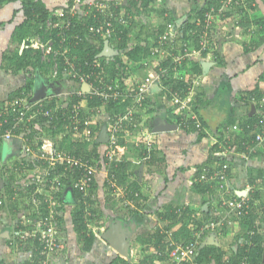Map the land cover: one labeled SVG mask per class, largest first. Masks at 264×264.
<instances>
[{"label":"crops","instance_id":"1","mask_svg":"<svg viewBox=\"0 0 264 264\" xmlns=\"http://www.w3.org/2000/svg\"><path fill=\"white\" fill-rule=\"evenodd\" d=\"M44 1L52 5L57 3V1L61 2L63 0ZM105 1L123 3L127 0ZM192 4L188 0H157V6L167 8L170 13L166 11L164 15H160L158 11H153L154 13L147 18L148 21H142L145 25L144 28L149 29L148 33H150L152 28L160 25L163 22V18L168 17L169 14H172L175 17L174 21L181 25L187 19L186 13L191 10ZM240 7L244 8V11H242L243 15L237 13V10H239V6H237L236 10L231 11L225 17L217 18L212 24L214 52L202 50L192 60L200 61L202 68V73L198 75L203 97L200 95L201 99L193 98L192 102L196 107V112L193 111L194 116H200L197 119L202 120L201 122L204 124V136L199 138L195 130L187 129L190 123L188 124L182 118V114L175 110L174 106H172V101L162 91L161 87L156 88L155 84H153L148 93L149 103L142 108L136 122L137 126L130 129L128 124H124L118 134V140L122 138L124 145H120L117 151L122 148V152H115V154L112 152V157L113 154L120 153L119 156L114 157V162H119L120 160L129 162L127 171L129 173L128 182L136 180L138 184V190H136L139 196L138 201L135 202L133 199H129L131 193L127 192L126 185L117 186L112 199L107 200L105 187L102 185L106 171L99 168L95 174L98 180L97 201L95 203L100 209L98 211L100 218L97 219L98 224L94 229L97 232V237L92 246L81 247L78 244L77 235L72 229L71 221L68 220V213L72 206V195L68 190L70 186L66 187V184H63L61 190H59V192L63 193L61 196L63 207L61 210L58 209L61 204L56 199L53 209L56 212L57 221H60V219L58 220L59 216L65 218L64 222L57 225L56 230L57 238L60 240L62 247L58 252L51 254L48 264H125L121 261H115L117 256L122 257L128 264H138L143 255H149L154 252V242L150 235L158 228L164 229L167 221L163 220L158 214L167 207L191 205L201 208L196 211H205L204 213L209 215L218 217L225 215L223 213L225 208L217 206L220 200L210 201L209 195L195 191L192 184L195 179L196 167L208 159L210 147L216 142L217 130L221 131L224 126L238 123L252 113H257L256 115L264 121V103L252 102L247 105V102L241 98V94L253 90L256 85L264 96V80H259L261 74H264V36L263 38H254L251 35V29L257 26L251 25L247 27V24L244 23L245 27L241 20V17L245 15L250 20L263 16L264 0H255V3L252 0H246ZM23 19L20 1H3L0 3V102L6 101L13 92L23 86L27 82L29 75L23 71L14 72L4 56V54H7V52L11 53L17 47L16 42L14 44L11 39V34L15 26ZM134 19L135 21L140 20L137 16ZM255 39L257 40L255 41ZM151 44L149 43V46ZM109 45L114 49L110 43ZM18 46L21 50L23 42ZM245 47L251 48L245 50ZM206 62H210V66L204 71L203 65ZM188 67H190V62L187 61L184 68L188 69ZM145 73L143 69L133 70L132 74L128 75L127 84L120 83L118 79L110 82L107 74H105V81L115 90H124L129 84H135V81L143 77ZM181 74L183 75V72ZM34 76L32 94L35 89L38 88L37 90H40L42 85H47L48 88L51 85L47 90L48 94L53 92L64 94L63 92H66L67 89L71 91L79 85L82 87V84L78 85L71 80L72 83H64L65 90L63 83H61L58 90H55L53 83L57 80L51 75H49V84L40 78L38 74L35 73ZM60 100L65 102L67 95L60 96ZM109 101L115 100L110 99ZM47 102L51 103L52 101L48 100ZM103 102L106 103V101ZM117 102H121V98H118ZM83 105L86 112L93 110V108L87 107L86 96L84 97ZM97 113L93 117V121L97 122L99 126L95 138L97 139L101 130L105 128L108 134V141L102 144L99 150L106 154L111 134V124L107 120V113H102L100 110ZM159 121H167L175 124L176 127L166 131L155 132L153 129ZM46 139L48 137L43 138L42 143ZM71 139L76 140L74 137ZM24 141L22 138H17V140L12 142L11 148H8L4 141L0 143V162L6 161L8 170L10 169V171H14V173L21 176L20 183L14 185L16 190H24L27 184L26 181L31 183L29 178L26 179L25 176H31L34 172L38 175L40 174V168L43 167V164L37 159V150L32 147V151H30L32 153H25L23 146L28 145ZM2 152H4V155H2ZM231 152L234 157L230 164L229 172L220 184L219 190L220 188H228L236 194L246 195L248 198H250L249 195L254 189H258L260 194L264 193V145L257 146L254 151H250L252 152L251 154L247 153L248 155L244 151L236 152L234 149ZM5 154H7V157L3 160ZM216 155L218 156L219 153L214 152L215 157ZM10 171H6L4 176L8 175ZM251 179H254V181H251ZM4 181L6 182L4 177L0 179V187L3 186ZM34 186L40 192V184L34 182ZM221 193L226 196L225 191L218 194L221 196ZM69 195L70 198H68ZM15 198L13 195L11 199L14 200ZM33 202L35 201L33 200ZM19 208L12 212L6 208L0 209L2 218L0 220L1 264H18L20 261L18 258L22 257L20 251L17 252L16 257L15 252L9 248L11 228L5 229L6 224L11 226L12 222L23 220L27 225L26 221L36 218L35 212L33 214L25 213L23 209L19 210ZM263 210L264 207L263 209L262 207L259 208L258 212L261 221L257 220L256 222V233L261 236L263 247L261 264H264ZM37 214H39V211ZM30 215L33 217H30ZM201 216H203L202 212ZM225 219L222 232L218 235L214 234L215 244H213L219 247L223 253L222 264L230 263L232 253L238 248L241 239L239 236L237 237V233L241 231L238 224L239 220L235 217H226ZM6 232L8 233V238L4 237ZM110 233H114L123 244L125 254L119 252L105 238V235ZM12 252H14V259H11L13 256ZM210 264H215V262L212 261Z\"/></svg>","mask_w":264,"mask_h":264},{"label":"trees","instance_id":"2","mask_svg":"<svg viewBox=\"0 0 264 264\" xmlns=\"http://www.w3.org/2000/svg\"><path fill=\"white\" fill-rule=\"evenodd\" d=\"M14 2L17 0H0L1 2ZM21 4V10L23 12L24 19L15 26L12 34L11 39L13 42H16L17 47L11 51V53L7 52V54H4L5 60L9 62V65L11 69L14 72L23 71L24 73H28L27 82L21 86L19 89L16 90V92H13L7 100H11L13 97L19 95L22 91L28 93L29 95L32 94V88L35 80V73L39 75L40 78H42L47 83H50V76L51 71V62L46 61L43 59L42 53L39 49L32 48L30 46H25L21 50L18 45H20L22 42L25 43V45L29 44V37H32L36 34H41L43 36V40H46L48 38L54 39L55 45L59 47V40L60 37L57 36V30H54L51 34L48 32H44L45 29V21L47 20L48 16L53 13V11L60 9V3L66 0H63L61 2L57 1V3H53L52 5H49L44 0H18ZM192 2L191 10L186 13L187 19L183 22V24L179 25V30L183 33V37L187 38L186 31L187 29L193 28L195 26L194 20L196 17H202L205 11L208 10V8L214 4L217 5L219 0H188ZM255 3V0H252ZM59 4V5H58ZM123 7L129 10L132 14V19L129 20V23L125 27H118V31L120 30V33L116 34V36L112 38H108L109 43L114 47V49L117 51V54L103 58L100 57L104 64V73L107 74L108 80L112 82V80L118 79L120 83H126L130 74H132V71H148L149 68H145L143 65V60L147 59L149 57V43L151 44L152 40L157 41L158 36L163 33L165 29V23L167 21H174L175 17L172 16V14H169L168 17L163 18V22L158 25L157 27H153L151 32L148 33L149 29L144 28V24L141 20L134 19L135 16L139 17L137 14L145 11H158L160 15H164V12L169 11L167 8L163 6H157V0H127L125 4H123ZM237 13H240L243 15L244 8L240 7L238 8ZM236 10V9H235ZM170 13V11H169ZM231 13V10L226 12V15H229ZM225 15V16H226ZM240 15V16H241ZM241 20L248 26H257L256 28H252V36L255 38H263L264 36V15L250 20L247 15L242 16ZM241 21V22H242ZM175 22V21H174ZM175 24L178 25V23L175 22ZM245 26V25H244ZM246 27V26H245ZM85 29L83 28L82 24L77 23L76 27L70 30L67 34L69 37L68 42V53L67 55L77 56V60L79 63L84 67V62L92 61L94 58L98 57V54L101 52L104 44V40L100 37L92 36L90 34H87L84 32ZM76 34L82 35V38L78 43L76 44V39L74 36ZM255 39V41L257 40ZM256 44V42H255ZM251 48V47H249ZM248 47H245V50H249ZM216 53V52H215ZM160 66L166 68L168 72V77L162 78L158 86L161 87L162 91L166 94V96L171 100L172 94L174 91H185L186 89V83L182 80H178L177 78H174L175 71H179V73H182L183 71H191L195 76L202 73V68L200 65V61H190V67L188 69H185L182 65L181 67H175V65L171 62V58L168 57L162 63ZM86 67V66H85ZM62 67L60 66V71ZM88 68H85L87 70ZM59 71L58 79L56 82L53 83V88L58 90L60 88V84L63 80H60L61 72ZM259 80H264V74H261L259 77ZM127 84V83H126ZM132 87L135 88V84H131ZM78 88V86H77ZM75 88V89H77ZM201 86L199 85L196 88L195 94L193 95V98H199L201 99L200 95L202 96ZM86 96L87 100V107L93 108L92 111L86 112L85 109H83L84 113L89 117H94L97 112L100 110L102 113H107V117H111L112 120L110 123L114 122V119H117L119 116H121L127 109V107H130L131 105L136 106L135 110V116H134V122L136 123L140 116L141 110L143 107H146L148 105L149 96L147 94L146 98L143 99L140 105L134 104L132 97L127 98L126 101L123 102H117V101H108L103 102L102 99L96 96H90L89 93H84L81 96H76L75 94H71L67 97V100L63 102L65 106L64 108H61L66 112L68 107L74 103L78 102L79 100L84 99ZM183 96V95H182ZM263 94L259 87L256 85L253 90L247 91L244 94H241V98L244 99V101L248 104H251L252 98H255L256 101L262 97ZM203 97V96H202ZM52 101V100H51ZM4 101L0 102V106L3 105ZM54 105V100L49 103L46 100H44V107H48ZM98 109V111H97ZM191 111L196 112V107L194 106V103L192 102L190 105ZM257 113H252L248 115L247 117H244V119L237 124L238 129L236 130H229L227 132V126H224L221 131L217 130L216 134V142L211 145L210 152L208 155V159L205 160L202 164H200L198 167H196L195 170V179L193 181V188L195 191L201 192L203 194H207L210 197V201L220 200L219 192H223L226 190V196L229 197L232 193L236 194L234 191L229 190L228 188H224L219 190L220 184L223 182V179L227 176L229 172V167L232 162V159L234 155H232L231 150L234 149L236 152H250V149L246 147V143L250 144L252 140H254L255 135L258 131L261 130L262 124H264V121L256 115ZM37 117V116H36ZM196 116L193 118H186V121L188 124L190 123L188 130H195L198 133V137L201 138L204 136L203 132V122L197 119ZM197 120V122H196ZM201 123H200V122ZM109 122V121H108ZM185 122V123H187ZM196 122V123H195ZM13 116H8V122L3 125V128H9L18 135L19 133H27L22 135V140L24 139L26 145L29 146V148L37 150V152H40L38 150L39 146L42 143V139L45 137H51L53 141L55 140V145L57 148L64 150L66 152H70L73 155L76 156H82L83 158H90L94 159L93 161L97 163L98 168H102L106 171L105 179L103 180L102 185L105 187V193L107 200L112 199L114 196V191L116 190L117 186H127V192L131 193L129 196V199H133L135 202L138 201L139 196L136 190H138V184L136 180H130L128 182L129 173H127L129 169V162L120 160L119 162H114V157L120 155V153L115 152H122V148H120V151H117V148L122 144L124 145V141L122 138L118 140L115 148L113 149V157L111 160L108 159V157L105 155L104 152H101L100 146L101 143H98L96 141V138H94L91 141H82V140H72L74 136L71 134L70 130L65 129L66 122L63 120V117L60 116V118L56 121H50L48 119H45L43 116H38L37 118L32 119L30 122H26V126L22 130H16L13 128ZM187 124V125H188ZM200 124V126H199ZM197 125V126H196ZM40 126V127H39ZM89 126L95 130L98 131L99 126L97 122H92L89 124ZM130 126V125H129ZM28 128V129H27ZM133 125L130 126V129H133ZM27 129V130H26ZM66 131L68 133H66ZM18 137L14 136L13 141L17 140ZM28 140V141H26ZM33 141V143L31 144ZM3 141H0V143ZM35 142V143H34ZM264 145V144H263ZM262 146V145H259ZM257 148V147H256ZM215 153H219V155L216 157L214 156ZM223 153V154H222ZM248 155V154H247ZM92 157V158H91ZM41 162V161H40ZM37 163V162H36ZM223 164H227V168L223 170L222 166ZM34 165V164H32ZM46 164L44 163L43 166ZM20 167V166H18ZM23 167V165H21ZM6 171L8 170V166L6 161L0 162V179L5 178L6 182L4 181V184L2 187H0V198L3 199L2 204L0 205L1 208H6L8 211L12 212L13 210L19 208V210L22 208H25L27 203H31L36 205V210L41 212L42 215H48L51 207H50V201L46 199L45 195L38 194V191L36 190V186H34V180L31 181V183L26 181V188L24 190H16L14 188V185L19 184V180H21V176L14 173V171H10L8 175L4 176ZM223 172L218 173V172ZM57 172H63L62 166H58ZM55 174V173H54ZM53 175L50 174L49 177ZM201 175H204L205 178H200ZM261 177V176H260ZM223 178V179H222ZM264 179V178H263ZM62 183L69 184V191L72 195V208L69 210L68 213V220L71 221L72 229L77 235V241L78 244H80L81 247H90L94 244L97 232L94 230L96 225L98 224L97 219L100 218V216L97 214L98 211H100L99 207H97V204L95 203L96 200V194H97V186H98V180L96 179V175L94 174L91 184L87 189L86 194L84 192H81L78 189L72 188L69 182V178H61ZM30 181V180H29ZM251 181H254V179H251ZM128 182V183H127ZM49 183L47 184V186ZM68 194V193H66ZM264 193L260 194V191L258 189H254L252 193H250V211L246 215L242 216H232L235 218H238L239 222L241 223L243 233L241 236H239L242 240L243 239H249L250 235L248 234L249 231H253L254 235L251 238L252 245L249 247L248 252L246 253L245 248H247L246 244H242L238 246L236 250L232 253L230 263L228 264H236L239 262L244 255L247 256L248 262L250 264H261L262 256H263V247L261 244V236L256 233L257 231V220H260L259 217V208L264 207ZM15 196L16 198L12 200V196ZM62 192H58L56 194V197L58 199V203H60V207H58L59 210L62 209ZM65 195V193H64ZM94 196V198H93ZM252 196V197H251ZM33 200L35 202H33ZM96 204V206H95ZM217 206H220V202ZM34 209V210H35ZM200 207L197 206H191L186 205L184 207L180 206H171L167 207L163 212H160L161 218L163 220L167 221V224L165 225L164 229L158 228L154 233L150 235V237L153 239L155 250L149 255H143L142 258L139 260L138 264H159L156 261H162L165 259L164 254H157V251L163 250L165 243L167 239L168 232L172 233V237L174 239H183L184 241L190 240L192 238V231L188 227V224L190 222V218L192 215L195 214L196 210H200ZM264 211V210H263ZM68 212V211H67ZM181 212V214L179 213ZM203 213V219H217L218 216L209 215L204 213L205 211H201ZM36 217H39V214H35ZM30 217H33L30 215ZM0 215V220H1ZM57 221L58 224H61L65 221V218L59 216ZM33 224H29L28 226H24V228H32ZM5 229L11 228V226L4 227ZM164 230V231H163ZM225 230V229H224ZM238 237V236H237ZM155 238V239H154ZM150 240V239H149ZM19 246L24 247L27 251H30L31 259L28 262H23V264H29L32 263V261H36L39 259H44L46 257V253L44 252L41 244L39 241L29 239L25 242L18 241L17 242ZM163 252V251H162ZM223 253L220 251V248L214 245H205L200 246L197 252L196 261L197 264H210L212 261L215 262V264H222L223 263ZM115 261H121L125 264H128L126 260H124L122 257L117 256Z\"/></svg>","mask_w":264,"mask_h":264},{"label":"built area","instance_id":"3","mask_svg":"<svg viewBox=\"0 0 264 264\" xmlns=\"http://www.w3.org/2000/svg\"><path fill=\"white\" fill-rule=\"evenodd\" d=\"M246 0H219L217 5H211L207 11L204 12L202 17H196L193 22L195 26L187 29L186 36L184 38L183 33L179 30V25L174 21L165 23V29L161 33L157 41H152L149 46V57L143 60L145 68H149L143 77L135 81V88L132 85L123 89L115 90L110 84L105 81L104 64L101 58L98 56L92 61L84 62V67L77 60V56L67 55L68 53V32L76 27L77 23L82 24L85 29V33L92 36L100 37L108 40L120 33L118 27H125L132 19V14L129 10L123 7V3L109 2L105 0H66L60 3V9H57L51 13L45 21L44 32L51 34L54 30H57V36L60 37L59 47L55 45L54 39L48 38L43 40L41 34H36L29 37L28 40L32 42V46L41 51L43 59L51 62V76L58 78L60 66L61 77L65 80L75 81L79 84H87L88 91L84 92L79 85L77 89L69 91L67 97L71 94L81 96L84 93H89L91 96H96L102 99V101L108 102L110 99L117 101L121 98V102L126 101L127 98L132 97L134 104L140 105L143 99L146 98L153 84H158L159 81L168 77L166 68L160 66L162 61L171 58V62L178 66H185L186 62L193 60L197 54H200L202 50L214 52V40L212 39V24L219 17H225L226 12L233 11L243 4ZM75 43L81 40L82 35L76 34ZM109 41V40H108ZM213 41V42H212ZM86 66V67H85ZM85 68H88L85 70ZM179 69V67H178ZM179 71H175L174 78L182 80L186 83L185 91H174L172 94V106L175 110L179 111L182 118L195 117L190 109L193 95L196 88L200 85L199 75L195 76L191 71H183V75ZM118 93H121L118 95ZM63 94L57 93L47 95L44 98L31 103V94L22 91L19 95L13 97L11 100H7L0 106V141L7 139H13L14 136L22 138L23 133L16 135L9 128H3V125L8 122V116H13V128L16 130H22L26 126V122H30L36 116H43L50 121L58 120L60 116L66 122L65 129L71 131V134L76 140L91 141L95 138L96 132L89 124L94 122L92 117L87 116L83 109V100L72 103L66 112V104L64 101H55L56 97H60ZM183 95V96H182ZM44 100H54V105L44 107ZM253 103H264V96L260 97L257 101L252 98ZM136 106L131 105L127 107L126 111L114 119L112 123L111 117L107 120L111 124L108 150L106 156L109 160L112 159V152L118 141V134L124 127V124L137 126L134 122ZM200 126V124H199ZM229 130L238 129L237 124L228 125L226 127ZM66 131V133H68ZM264 144V124L261 126V130L255 135L254 140L250 144L246 143V147L250 151ZM25 153L32 151L28 146H23ZM37 153V159L42 164L47 165V171L45 175L47 177L53 173V179L50 181L49 189L52 191V195L49 198L51 209L48 215H42L39 212V217H36L29 224H33L32 228H24L26 225L23 220H17L11 223V233L9 238V244H15L18 241L25 242L29 239L37 240L40 242L43 250L47 254H52L59 250L62 246L59 242L56 230H57V216L53 211L55 207L56 194L61 190L63 186L61 178H69V182L72 188L78 189L86 194L88 187L91 184L94 174L97 173L99 168L97 163L90 158H83L82 156H76L70 152H66L56 147L51 137L43 140V143L39 146ZM32 153V152H30ZM40 154V155H39ZM58 166H62L63 172L58 173ZM223 170L227 168V164H223ZM55 173V174H54ZM218 173H223L218 172ZM30 177L31 181H40L36 177L34 172ZM44 178L42 174L39 175ZM200 178H205L201 175ZM223 179V178H222ZM56 182V183H55ZM48 184V183H47ZM226 192V190H225ZM227 193V192H226ZM3 199L0 198V205ZM57 203V202H56ZM220 206L225 208L224 216L217 219L204 220L200 211H196L191 216L188 227L192 231V238L184 241L183 239H174L172 233L168 232L167 239L164 241L165 246L163 250L157 251V254H164L165 259L157 261L159 264H197L196 256L198 249L204 239L211 234H220L223 229L226 217L242 216L246 215L250 211V198L246 195L231 194L229 197L221 193ZM181 214V212H179ZM231 222V221H230ZM249 239H240V244H246V253L249 247L252 245L251 238L254 235L253 231H249ZM163 251V252H162ZM47 260L43 261L46 264ZM236 264H250L246 255Z\"/></svg>","mask_w":264,"mask_h":264},{"label":"water","instance_id":"4","mask_svg":"<svg viewBox=\"0 0 264 264\" xmlns=\"http://www.w3.org/2000/svg\"><path fill=\"white\" fill-rule=\"evenodd\" d=\"M117 54V51L115 49H113L110 45H109V41L108 40H104V44H103V48L101 50V52L98 54L99 57H110ZM210 66V62H206L203 65V70L206 71L207 68H209ZM43 84V82H42ZM51 87V85H50ZM49 87V88H50ZM156 88H159L158 84H155ZM47 85H42V88L40 90L35 89L32 97L30 98V102H36L42 98H44L47 95V90L49 89ZM52 89V88H51ZM81 89L84 92H87L88 86L87 84H82ZM176 125L175 124H171L167 121H159L156 125V127L153 129V131L155 132H159V131H166V130H170L171 128H175ZM96 141L98 143L104 144L108 141V134L107 131L105 130V128H103L99 134V136L97 137ZM4 142L6 143V145L8 146V148L12 147V142L13 139H7L4 140ZM7 157V154H5L4 159L5 160ZM5 238H8V233L6 232ZM105 238L108 240V242L115 247L119 252H121L122 254H125V250H124V246L123 244L119 241V239L117 238V236L114 235V233H110L109 235H105ZM213 245L215 244V235L211 234L210 236H208L205 241L202 242V244L200 246H204V245Z\"/></svg>","mask_w":264,"mask_h":264},{"label":"rangeland","instance_id":"5","mask_svg":"<svg viewBox=\"0 0 264 264\" xmlns=\"http://www.w3.org/2000/svg\"><path fill=\"white\" fill-rule=\"evenodd\" d=\"M55 4V3H54ZM152 13H154L153 12V10L152 11H145V12H141V13H139V14H137L138 16H139V18H140V20L141 21H144V22H146V21H148L147 20V18L149 17V16H151L152 15ZM14 43V42H13ZM15 44V43H14ZM63 82L65 83V84H69L70 82H71V80H63ZM72 83V82H71ZM65 84H63V88H64V90H65V87H64V85ZM131 84H129V86H130ZM67 88H69V87H67ZM66 88V89H67ZM68 91H70V90H66V92L64 91L63 93V95H65L66 96V94L68 93ZM64 98V97H63ZM56 99V102H57V100L59 101L60 100V97H56L55 98ZM64 100H65V98H64ZM53 140V139H52ZM108 148L109 147H107V149H106V152H107V150H108ZM2 155H4V152H2ZM92 158V157H91ZM93 159V158H92ZM94 160V159H93ZM95 161V160H94ZM46 171H47V165H45V166H43V167H41L40 168V174H38V175H36V177L35 178H39V180L40 181H37V184H40V188H41V190H40V192H38V193H40L41 195H45V197H46V199H48L49 200V198H50V196H51V194H52V191L49 189V186H47V183H49V185H50V182H48V181H50L51 179H53V176H51V177H47L46 175H45V173H46ZM43 175V176H45L44 178H42V177H40L39 175ZM26 177V179H28L29 178V180L31 181V179H30V177H32V176H25ZM56 183V182H55ZM66 187H69V184H66L65 185ZM68 198H70V195L68 196ZM94 198V197H93ZM28 205H26V207L25 208H23V210L25 211V213H31V214H33L34 212L35 213H37L38 212V210H35L34 211V209L36 208V205H34V204H29V203H27ZM72 205V204H71ZM95 206H96V204H95ZM72 208V207H71ZM22 209V208H21ZM37 211V212H36ZM41 213V212H40ZM97 214H99L98 212H97ZM30 219H32V218H30ZM238 219V218H237ZM30 221H32V220H29V221H26V223L28 224ZM239 224V226H240V232H238L237 234V236H241L242 235V233H243V229H242V226H241V223L239 222L238 223ZM4 226V225H3ZM3 228V227H2ZM59 240V239H58ZM59 242H60V240H59ZM25 246L26 245H24V247H21V246H19V244L16 242L15 244H12V245H9V248H10V250L11 251H14L15 252V255H16V257H17V252L18 251H20L21 252V254H22V257H20V258H18L20 261H19V263L18 264H23L22 262H28V261H30V259L32 258L31 257V255H30V251H27L26 249H25ZM60 250V249H59ZM59 250H57L56 252H58ZM62 251V250H61ZM14 252H12L11 254L13 255L12 257H11V259H14ZM45 252V251H44ZM46 253V252H45ZM55 253V252H54ZM54 253H52V254H54ZM50 256H51V254H47L46 253V257L42 260V259H38L37 260V262L34 260V261H32V263H29V264H43V261L46 259L47 260V263L46 264H48V262L50 261L49 259H51L50 258ZM16 260V259H15ZM157 262V261H156ZM1 264V263H0Z\"/></svg>","mask_w":264,"mask_h":264},{"label":"clouds","instance_id":"6","mask_svg":"<svg viewBox=\"0 0 264 264\" xmlns=\"http://www.w3.org/2000/svg\"><path fill=\"white\" fill-rule=\"evenodd\" d=\"M31 44H32V42H30V41H29V44H28V45H25V43H23V47H25V46H27V47L30 46V47L34 48ZM23 47H22V48H23ZM22 48H21V49H22ZM35 49H37V48H35ZM53 78H54V77H53ZM59 78H60V77H59ZM54 79H55V80H59L58 78H54ZM60 80H65V79H60ZM62 83L64 84L63 81H62ZM48 84H49V83H48ZM60 85H61V84H60ZM57 93H58V92H53L52 94H57ZM59 93H60V92H59ZM52 94H48V92H47V95H52ZM31 95H32V94H31ZM47 95H46V96H47ZM31 97H32V96H31ZM54 100L56 101V99H54Z\"/></svg>","mask_w":264,"mask_h":264}]
</instances>
